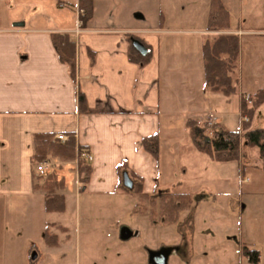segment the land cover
<instances>
[{
  "label": "rangeland",
  "instance_id": "374dc122",
  "mask_svg": "<svg viewBox=\"0 0 264 264\" xmlns=\"http://www.w3.org/2000/svg\"><path fill=\"white\" fill-rule=\"evenodd\" d=\"M220 4L230 18L228 29H221L225 23L219 17L209 23L212 0H151L153 18H166L162 59L169 62L175 57L179 63H187L194 58L192 68L182 65L175 69L173 81H180L175 82L176 92L185 95L187 86L181 81L195 78L197 91L198 83L203 85L201 101L208 97L210 105L201 111L203 115L188 109L191 113L186 119L208 123L209 130L203 133L207 137L222 128L241 131L242 99L252 100L264 85V36L241 40L240 33L231 31H264V0H220ZM204 29L207 33L199 37L196 32ZM221 35H237L240 40L239 91L231 97L205 88L204 62L197 49L206 36L215 39ZM190 69L195 70L194 77H189ZM181 112L175 110L168 120L172 130L160 147V176L147 180L150 198L125 191L113 200L89 198L83 196L84 191L80 197L75 169L60 167L55 159L46 161L50 174L67 182L65 210L46 212L41 198L0 203V264H152L151 253L163 250L168 252L167 264H251L243 254L245 248L258 251L262 255L259 264H264V164L258 149L242 142L239 161L215 162L195 149L185 123L188 120ZM251 126L264 128V106ZM49 175L33 171L34 184L44 198ZM166 193L190 197V208L180 212L176 223H166L161 216L159 196ZM154 194L155 203L151 202ZM125 233L130 236L124 238ZM46 235L57 245L50 246ZM33 252L38 256L35 261Z\"/></svg>",
  "mask_w": 264,
  "mask_h": 264
},
{
  "label": "crops",
  "instance_id": "0c3cea01",
  "mask_svg": "<svg viewBox=\"0 0 264 264\" xmlns=\"http://www.w3.org/2000/svg\"><path fill=\"white\" fill-rule=\"evenodd\" d=\"M79 2L0 0V203L44 201L33 177L41 164L34 168L32 163L38 134H64L68 140L72 135L77 146L91 154L93 174L85 187L79 182L77 162L48 160L75 169L80 197L84 191L83 196L89 198H118L124 192L118 174L121 163L144 180L148 194L147 180L159 178L162 160L145 150L143 139L157 135L162 147L166 133L172 130L167 124L172 112L182 109L185 120H194L186 119L191 113L188 109L202 114L210 105L208 97L201 101L204 88L198 83L197 91L195 78L181 81L188 94L176 92L175 69L182 65L192 68L194 58L187 63H179L175 57L169 62L162 59L166 18H153L151 0H93V16L85 28L77 12ZM231 31L240 33L241 40L264 36L263 30ZM206 33L207 29L196 32L199 37ZM53 34L68 35L76 44V81L53 46ZM134 40H141L151 54L144 66L130 61ZM197 49L202 61L203 39ZM194 72L190 69L189 77ZM81 97L87 114L79 113ZM58 176L65 183L59 192L64 196L67 182ZM156 189L157 185L153 193Z\"/></svg>",
  "mask_w": 264,
  "mask_h": 264
},
{
  "label": "trees",
  "instance_id": "16d2710c",
  "mask_svg": "<svg viewBox=\"0 0 264 264\" xmlns=\"http://www.w3.org/2000/svg\"><path fill=\"white\" fill-rule=\"evenodd\" d=\"M80 9L84 10V15L81 16L82 27H86L93 16L94 3L93 0H79ZM214 13V16H213ZM219 15V16H218ZM215 17V18H214ZM224 20V26L221 29H228L230 25V18L224 7H221L220 0H212V11L210 21L217 18ZM218 25V24H217ZM217 26H215L216 28ZM214 28V27H213ZM53 46L61 60L69 69L71 78L77 79V56L76 44L68 35L53 34L51 36ZM135 38V37H134ZM202 49L204 74H205V88L213 93H220L226 97L237 95L239 91V79L237 76L238 59L240 55V40L237 35H221L209 39L205 37ZM141 42V40H139ZM143 43V42H142ZM130 61L144 66L151 60V54L142 55L131 41L129 51ZM249 102L242 99L241 115L247 117L248 121L243 123V129L239 132H231L225 128L214 132L213 137L203 136L209 130L208 123H199L188 120L186 127L189 131L190 137L193 140L195 149L203 155H206L215 162H233L239 161L241 158L242 142H246L249 148H257L260 159L264 164V128L252 127L251 122L253 117L264 106V88L258 91ZM79 113L87 114L88 107L83 97L79 102ZM54 134H38L35 136V154L32 159L33 164L45 163L50 157L60 158L64 161L77 162V172L79 182L85 187L90 183L93 167L80 159V153L85 151L78 147L74 136L70 135L69 140L62 143L54 139ZM143 146L145 150L150 153L157 161L160 156V140L159 137L153 136L143 139ZM127 172L133 182V189L129 190L123 185V173ZM118 174L120 178V189L141 196L143 198H150V195L144 192V180L137 177L134 173L128 171V165L121 163L118 166ZM64 181L58 179L57 175L51 173L47 178L45 186L43 187L48 193L45 195V211L48 213L63 212L65 210V198L59 194L64 189ZM151 197V202L155 203L154 198ZM160 197V213L165 218L166 223H176L179 219L181 211H186L190 208L191 200L187 194L166 193ZM47 236V243L50 246L57 245V241H52ZM53 238V237H52ZM52 246V247H53ZM245 257L249 259L251 264L260 263V253L256 250L243 251Z\"/></svg>",
  "mask_w": 264,
  "mask_h": 264
},
{
  "label": "water",
  "instance_id": "95a60500",
  "mask_svg": "<svg viewBox=\"0 0 264 264\" xmlns=\"http://www.w3.org/2000/svg\"><path fill=\"white\" fill-rule=\"evenodd\" d=\"M16 27L18 26H23L22 24H17L15 25ZM133 46L142 54V55H146L149 51L146 48V46L140 42L139 40H134L133 41ZM123 185L124 187H126L127 189L131 190L133 189V182L129 177V174L127 172L123 173ZM130 236L129 233H125L123 235L124 238H128ZM37 253L33 252L31 259L33 261H35L37 259ZM150 260L152 264H167L168 262V252L167 250H163L160 252H153L150 255Z\"/></svg>",
  "mask_w": 264,
  "mask_h": 264
},
{
  "label": "built area",
  "instance_id": "2783aa9c",
  "mask_svg": "<svg viewBox=\"0 0 264 264\" xmlns=\"http://www.w3.org/2000/svg\"><path fill=\"white\" fill-rule=\"evenodd\" d=\"M77 12H78V15L80 16V24H81V16L84 15V10L79 8L77 10ZM247 121H248V118L247 117H243V122H247ZM55 139L60 141V142H62V143H65L68 140V137L66 135H64V134H59V135H56ZM80 159L90 163L93 160V157L91 156V154L89 152L82 151L80 153ZM49 167H50V164H48L46 162L45 163H41L40 165L37 166L36 171H37V173L39 175L46 176V175L50 174Z\"/></svg>",
  "mask_w": 264,
  "mask_h": 264
}]
</instances>
